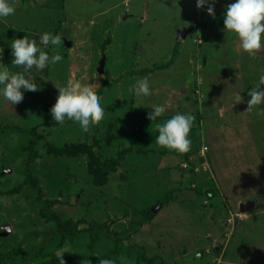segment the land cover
I'll list each match as a JSON object with an SVG mask.
<instances>
[{
	"label": "rangeland",
	"instance_id": "1",
	"mask_svg": "<svg viewBox=\"0 0 264 264\" xmlns=\"http://www.w3.org/2000/svg\"><path fill=\"white\" fill-rule=\"evenodd\" d=\"M211 2L215 16L196 0H12L15 13L0 18V68L22 71L10 40L43 31L62 37L47 47L63 59L33 66L40 87L21 101L0 96V231L11 226L0 234L2 264H264V104L246 110L264 48L243 50L224 30L231 0ZM175 48V61L156 67ZM143 76L151 95L137 97ZM73 82L105 107L87 133L50 112ZM149 103L167 110L151 120ZM176 111L195 117L185 152L156 141L157 123ZM34 135L32 172L71 234L42 214L26 180ZM90 224L101 229L94 255Z\"/></svg>",
	"mask_w": 264,
	"mask_h": 264
},
{
	"label": "clouds",
	"instance_id": "2",
	"mask_svg": "<svg viewBox=\"0 0 264 264\" xmlns=\"http://www.w3.org/2000/svg\"><path fill=\"white\" fill-rule=\"evenodd\" d=\"M207 5L206 11L215 16L214 3L211 0H196L197 7ZM15 13L12 0H0V18ZM224 30L234 33L239 39L240 47L249 54H257V50L264 48V0H231L223 12ZM62 37L50 31L33 35L13 37L10 40L12 61L11 64L23 66L22 71H10L0 68V96L13 103L23 99L24 90H38L40 85L35 79L31 69H44L63 59L59 52L50 55L47 46L57 45ZM2 51V50H0ZM264 74L259 75L257 83L248 89L247 111L253 106L264 104ZM137 97L151 95V81L147 76L138 78L132 86ZM139 105V104H138ZM153 109L148 117L155 120L167 110L164 103H149ZM53 119L63 123L65 120L78 125L82 131L88 132L92 124L98 123L104 116L105 107L100 98L87 87L73 82L67 87H59L55 102L50 107ZM195 117L189 112L176 111L174 114L157 123L158 134L156 141L165 147L179 152L188 151L191 138L188 135ZM200 255L199 252L196 253ZM96 264H119L117 258L98 256ZM61 264L64 261L61 259Z\"/></svg>",
	"mask_w": 264,
	"mask_h": 264
},
{
	"label": "trees",
	"instance_id": "3",
	"mask_svg": "<svg viewBox=\"0 0 264 264\" xmlns=\"http://www.w3.org/2000/svg\"><path fill=\"white\" fill-rule=\"evenodd\" d=\"M177 52H178L177 51V48H175V50L173 52V55L170 58V60L167 61V62H164V63H158L156 65V67H158V68H164V67H167L170 64H172L175 61L176 55L178 54ZM148 70L150 71V69H148ZM148 70H146V71H148ZM35 140H36V138H35V135H34V136H32L31 140L29 141V156H28V160H27L28 163H27V179L26 180L30 184L31 187H33L34 189H36L38 191V193L40 192L39 193L40 195L39 194L38 195H39L40 200L43 203V206L41 208L42 214L44 216H47V217H49V215H51L50 218H52V219H54L56 221L57 227H58V229L60 231H63L65 233L68 232L67 234H71L70 233V230H72L74 228H73V226H70L69 227V225H72L73 223H71V220H61L56 215L50 214V212L52 211L50 209L51 202H49V200L47 198L46 199L42 198V196H43L44 193H41L42 192V188H41V185H40V178L36 174H35L36 175L35 176L34 173L32 172V169H31L32 163L35 162L36 154H37ZM44 201L45 202L47 201V202L45 203ZM75 225H76V223H75ZM99 227H100V225H97V224L96 225L90 224L88 226V231L90 232V238H91L90 248H91V251L93 252V255H94L93 249L98 245L99 239L101 237L100 236V230L101 229ZM69 236L74 237L72 235H69ZM42 241L44 242V240H42ZM143 255L144 254H141L142 257H144ZM51 261L52 260L46 261L43 264H48ZM151 261H152L153 264L156 263L155 262V259H152ZM2 262H3V258H0V264H2Z\"/></svg>",
	"mask_w": 264,
	"mask_h": 264
},
{
	"label": "water",
	"instance_id": "4",
	"mask_svg": "<svg viewBox=\"0 0 264 264\" xmlns=\"http://www.w3.org/2000/svg\"><path fill=\"white\" fill-rule=\"evenodd\" d=\"M262 45H263V44H262ZM104 61H105V58H103V59L101 60V64H100L98 70H100V71L103 70V63H104ZM7 171H9V168L7 169ZM155 208H156V207H155ZM7 230H8V227L5 226L4 230H3V231H0V234H5V233L7 232Z\"/></svg>",
	"mask_w": 264,
	"mask_h": 264
},
{
	"label": "bare ground",
	"instance_id": "5",
	"mask_svg": "<svg viewBox=\"0 0 264 264\" xmlns=\"http://www.w3.org/2000/svg\"><path fill=\"white\" fill-rule=\"evenodd\" d=\"M244 206H245V205H243V207H244ZM7 227H8V230L11 229V226H10V225H7ZM8 230H7V231H8Z\"/></svg>",
	"mask_w": 264,
	"mask_h": 264
}]
</instances>
